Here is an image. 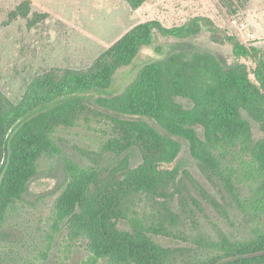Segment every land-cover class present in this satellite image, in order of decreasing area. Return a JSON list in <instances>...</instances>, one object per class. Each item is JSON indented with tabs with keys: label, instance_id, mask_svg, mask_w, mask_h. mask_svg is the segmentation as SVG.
<instances>
[{
	"label": "trees",
	"instance_id": "trees-1",
	"mask_svg": "<svg viewBox=\"0 0 264 264\" xmlns=\"http://www.w3.org/2000/svg\"><path fill=\"white\" fill-rule=\"evenodd\" d=\"M147 1L126 0L135 10ZM220 1L230 13L238 11L236 0ZM203 21L207 20L196 17L171 27L158 19L138 23L89 67L36 76L17 103L0 91V226L38 174L39 160L61 152L54 139L59 128L105 123L110 127L109 138L99 151H84L91 165L66 160L68 182L55 204L57 221L70 224V237L87 241L89 264L103 259L110 264H264V228L259 224L246 239L232 238L218 227V237L213 238L188 206L186 226L167 206L168 201L155 205L156 210L139 204L145 197L167 200L176 191L183 192L177 182L178 169L166 167L180 154L178 137L189 143L195 159L224 181L238 207L262 221L264 57L259 48L208 21L214 32L222 33L233 44L237 58L250 60L255 66L242 61L228 66L225 58L207 52L190 57L176 52L141 68L122 93L97 97V106L74 97L95 88H109L118 69L132 64L140 50L152 44L154 32L186 39L200 34ZM179 98L188 99L192 106H184ZM244 112L260 125L261 138L254 139ZM197 126L204 129L203 137ZM134 147L143 157L137 166H130L129 154L116 166L105 165V154L119 156ZM246 179L252 181L253 194L242 198L235 180ZM215 205L227 216L223 206ZM121 220L131 229H121ZM156 235L191 243L195 254L189 248L161 245L153 239Z\"/></svg>",
	"mask_w": 264,
	"mask_h": 264
},
{
	"label": "rangeland",
	"instance_id": "rangeland-1",
	"mask_svg": "<svg viewBox=\"0 0 264 264\" xmlns=\"http://www.w3.org/2000/svg\"><path fill=\"white\" fill-rule=\"evenodd\" d=\"M234 6L238 11L230 13L220 0H148L136 10L126 0H0V91L17 103L36 76L52 70L87 68L133 26L152 19L160 20L167 27L196 17L207 21H203L200 34L186 39L154 32L152 44L144 46L132 64L118 69L109 88H95L74 97L97 106V97L122 93L141 68L176 52H183L187 57L195 52H207L222 56L228 66L242 61L253 68L252 61L234 55L233 44L222 33L214 32L208 21L238 36L245 44L259 48L264 57V0L247 3L236 0ZM178 100L186 107L192 106L186 98ZM244 116L250 122L254 139L261 138L260 125L249 114L244 112ZM148 121L166 134L157 123ZM196 129L203 137L204 129L201 126ZM109 132L107 124L97 122L57 130L54 139L61 152L39 160L38 174L30 180L23 199L0 226V264H89L87 241L70 237V224L57 221L55 204L68 182L66 160L91 165L84 151H99ZM175 138L181 143V151L166 167L178 169L177 182L183 192L180 195L176 191L167 200L145 197L139 204L156 210L155 205L168 201L167 206L181 216L186 226L188 206L213 238L218 237L217 227L236 239L249 238L257 224L264 228V214L262 221L257 222L251 213L241 210L224 181L191 155L185 139ZM126 154L132 167L143 160L140 150L134 147L119 156L105 154L104 163L116 166ZM232 162L238 166L236 161ZM186 172L198 185L193 184ZM2 175L0 172V180ZM246 181L235 180L242 198L253 194L252 181ZM215 202L227 210V216L219 212ZM118 226L131 229L125 220ZM153 239L167 247L189 248L195 254V245L191 243L159 235ZM98 264L110 263L103 259Z\"/></svg>",
	"mask_w": 264,
	"mask_h": 264
},
{
	"label": "water",
	"instance_id": "water-1",
	"mask_svg": "<svg viewBox=\"0 0 264 264\" xmlns=\"http://www.w3.org/2000/svg\"><path fill=\"white\" fill-rule=\"evenodd\" d=\"M7 158H8V152L6 151L5 158H4V163H6Z\"/></svg>",
	"mask_w": 264,
	"mask_h": 264
}]
</instances>
